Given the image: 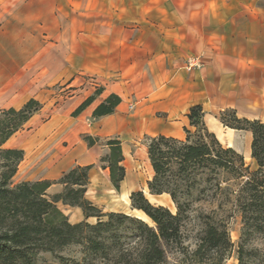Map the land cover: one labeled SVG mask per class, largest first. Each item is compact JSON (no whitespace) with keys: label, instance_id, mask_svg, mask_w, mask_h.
<instances>
[{"label":"crops","instance_id":"1","mask_svg":"<svg viewBox=\"0 0 264 264\" xmlns=\"http://www.w3.org/2000/svg\"><path fill=\"white\" fill-rule=\"evenodd\" d=\"M193 54L201 55L203 66L188 71L185 59ZM80 72L97 76L95 85L103 90L95 100L72 116L92 94L77 88L46 119L31 124L53 98L50 86L72 85ZM109 93L120 96V104L113 113L93 118L92 110ZM123 95L149 116L140 117L141 127L154 124L162 130L152 136L184 138L188 109L201 104L208 129L223 133L225 140L219 141L250 156L249 131L224 127L216 118L210 127L206 119L208 112L233 108L239 117L264 121V0H0V108H19L31 97L43 104L12 136L20 134V144L12 148L24 151L14 175L18 181H54L47 189L53 194L62 190L55 181L75 165L93 164L90 174L106 147L88 146L82 135H107L129 125L119 114ZM241 133L244 144L238 141ZM122 152L125 177L119 190L128 191L123 147ZM145 158L148 194L173 204L168 194L149 192L153 174L147 149ZM135 190L145 193L131 187L128 195ZM148 201L165 206L156 198ZM57 206L82 213L79 207Z\"/></svg>","mask_w":264,"mask_h":264},{"label":"trees","instance_id":"2","mask_svg":"<svg viewBox=\"0 0 264 264\" xmlns=\"http://www.w3.org/2000/svg\"><path fill=\"white\" fill-rule=\"evenodd\" d=\"M102 90L96 86L71 115L81 113ZM120 102V96L109 93L91 115H109ZM42 106L31 97L19 108H0V264H47L38 261V253L50 254L53 264H163L167 249L181 241L180 228L193 202L209 207L199 216L205 227L192 251L197 263L223 264L232 247L227 225L236 216L242 238H262L260 248L247 251L240 246L236 264H249L254 259L264 264V121L239 117L233 108L218 113L222 126L251 133L253 169L241 153L222 144L208 129L201 104L189 107L184 138L145 136L153 174L147 188L151 194H168L176 207L173 213L151 204L141 190L132 191L130 205L150 219L153 225H149L123 212L103 211L86 198L93 164L75 165L62 173L55 181L62 190L53 194L47 193L54 183L51 180L12 183L24 151L4 144ZM82 139L88 146L100 144L98 137L89 134H83ZM103 145L106 152L99 158L100 167L108 170L110 184L119 191L125 177L121 141L111 137ZM58 202L79 207L83 219L70 222ZM90 217L96 218L95 222H88ZM69 246L80 247L78 257L60 253ZM247 254L250 257L245 259Z\"/></svg>","mask_w":264,"mask_h":264},{"label":"rangeland","instance_id":"3","mask_svg":"<svg viewBox=\"0 0 264 264\" xmlns=\"http://www.w3.org/2000/svg\"><path fill=\"white\" fill-rule=\"evenodd\" d=\"M95 84H98L97 76L95 74H87L83 72L76 74L72 85L66 86L64 82L53 84L52 86H50V89H52L53 91V98L47 100V106L45 107L43 113H41L39 117L35 116L31 124H36V121H39V119H46L50 114L51 109H53L54 106L61 104L66 95L70 93L73 94L74 92L72 91L76 90L77 88H85V91H90L92 93L96 87ZM132 99H128L125 95H123V103L119 109V114L121 115V117L128 119L130 121V124L121 126L114 132L112 131L107 135H97V137L99 138V143L103 145L107 138L117 137L121 141L126 155L125 165L128 169L127 183H129V187L127 188V190L129 191L131 187H140L144 190L145 193L143 194L147 197V199L153 201V199L156 198L163 204H165L164 207H167L171 212L175 213L176 207L173 202V204H170L168 206L166 205L167 202L163 200L162 197H155L152 195L149 196L146 190L145 181L150 176V174L147 169V161L145 158V136H152L151 133H157L162 130L154 124L147 126L146 128L141 127V125L139 124L140 117L148 118L149 116L145 114L141 115L143 110L137 109V105L133 106V108L131 109L128 108L129 104H133L132 102L134 100L132 101ZM208 113H210V116H207V118H209L211 121H213V118H216V120H218V114H215L213 112ZM157 115L159 116V114ZM84 123L85 126L88 127V122ZM190 129L192 131L194 130L193 128ZM20 137V134L12 137L8 141V146H18L20 144ZM238 141L244 144L245 137L243 133L238 136ZM245 162L250 166V168L253 169L255 167L253 160H245ZM24 166V163L20 166V172L24 170ZM89 179L90 184L87 187L86 196L87 198H91V201L93 200V202H96V204L100 205L101 209H104V211L111 210L115 212H123L135 217L142 216L130 208V203L128 200L129 192L125 191L126 188L123 187V189L119 191H116L112 188L108 180V174L105 170H102L100 168L99 161L96 164V168L90 172ZM17 182H19L18 176L13 177L12 183L15 184ZM61 208L63 210V213L67 215L70 222L74 223L83 219V215L82 213H80V211L63 206H61ZM208 211L209 207L205 204L199 202L191 203L190 208L187 211V218L183 221L180 228L181 241L178 246L174 245L167 249L165 261L163 264H199L192 256V251L196 248L199 241L198 237L201 235L205 227L203 221L199 216L200 214H204ZM95 220L96 218L94 217H90L87 219L88 222L92 223L95 222ZM143 220L147 224L153 225L152 222L148 220V218ZM227 230L229 233L230 242L232 243V247L225 260L223 261V264H236L238 262V248L240 246H242L247 251L252 248H260L262 246V238H259L258 236H251V238L241 237V223L236 216L232 217L229 221ZM79 250L80 247L78 246H69L63 249L60 253L63 256L67 257H78ZM249 257L250 256L247 254L244 258L246 259ZM37 258L39 262H42L43 260V262L47 264L55 263V259L48 253H38ZM249 261V264H258L257 259Z\"/></svg>","mask_w":264,"mask_h":264},{"label":"built area","instance_id":"4","mask_svg":"<svg viewBox=\"0 0 264 264\" xmlns=\"http://www.w3.org/2000/svg\"><path fill=\"white\" fill-rule=\"evenodd\" d=\"M203 66V61L200 54L190 55L185 59L184 67L186 70L191 71ZM128 108H133V104H129Z\"/></svg>","mask_w":264,"mask_h":264},{"label":"bare ground","instance_id":"5","mask_svg":"<svg viewBox=\"0 0 264 264\" xmlns=\"http://www.w3.org/2000/svg\"><path fill=\"white\" fill-rule=\"evenodd\" d=\"M207 120V124L211 127V121H210V119H206ZM216 129V128H215ZM219 130V129H218ZM217 132V131H216ZM223 134V133H222ZM219 131H218V135H216L217 136V138L222 142V141H224L225 139H224V137H223V135H222ZM249 152V151H248ZM244 159L245 160H252L251 159V157L250 156H246V157H244ZM150 168V167H149ZM149 195V194H148ZM150 196V195H149ZM154 198V197H153ZM151 199H152V197H151ZM170 204V203H169ZM140 218H142V220L143 219H146V218H148L145 214L144 215H142ZM148 220H150L149 218H148Z\"/></svg>","mask_w":264,"mask_h":264}]
</instances>
